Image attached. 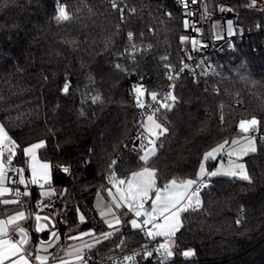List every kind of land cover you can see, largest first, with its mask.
<instances>
[{"label": "trees", "instance_id": "1", "mask_svg": "<svg viewBox=\"0 0 264 264\" xmlns=\"http://www.w3.org/2000/svg\"><path fill=\"white\" fill-rule=\"evenodd\" d=\"M219 1L246 35L224 49L222 75L198 82L189 75L175 80L178 100L166 116L158 115L168 132L154 139L156 155L149 166L156 171L159 189L173 179H195L205 153L240 135V122L252 117L261 122L252 130L257 150L243 159L250 181L210 178L201 192V208L181 213L173 264H264V32L254 31L264 13L244 7L248 0ZM61 3L70 14L68 21L55 18ZM117 3L127 5L124 21L111 0H0V123L18 144L6 170L12 185L25 177L32 195L20 201L33 206L40 195L27 184L23 149L46 142L37 154L51 166L55 193L43 203L46 211L57 212L60 234L71 227L76 208L89 220L97 218L95 195L104 187L102 175L114 153L121 154L116 179L127 180L141 169L143 153L140 148L132 153L130 138L135 119L131 75L154 91L164 84V65L180 59L181 12L174 0ZM131 8L136 12L130 13ZM129 31L142 50L135 60L125 53ZM66 80L68 94L62 92ZM96 96L101 99L93 103ZM64 167L70 171H61ZM6 214V207H0V216ZM49 232L29 228L31 243ZM140 244L141 231L125 216L119 232L89 252L104 258ZM188 250L194 255L182 259L180 254Z\"/></svg>", "mask_w": 264, "mask_h": 264}, {"label": "snow or ice", "instance_id": "2", "mask_svg": "<svg viewBox=\"0 0 264 264\" xmlns=\"http://www.w3.org/2000/svg\"><path fill=\"white\" fill-rule=\"evenodd\" d=\"M193 2H197V0H193ZM111 5L114 11H118L120 13L121 20H126L125 9L127 8V5H125V7H120L117 3V0H111ZM128 11L130 13H135L136 9L131 8L128 9ZM57 12L58 15L55 17L57 20L68 21L70 19V14L63 3L60 4ZM168 15H170V13ZM229 28H231V24H229ZM180 39L181 43H184L186 40H188V37L182 36ZM127 41L130 47L125 48V53H127V56L135 60L136 56L139 55L142 50L137 47L134 39V33L132 31L127 33ZM149 47L151 46L149 45ZM164 59L166 60L167 57ZM188 59L191 60L192 57L189 55ZM181 65L182 67L179 68V71L175 72V75L172 74L173 68L171 65H164L165 68L168 69L167 79L169 81L178 78L180 73L190 68V66L184 60H181ZM116 67L120 68L121 65L117 64ZM197 67H199V65H197ZM201 73L207 75V72L204 69H201ZM193 74L195 75V73ZM174 87L175 86L173 84L169 85L170 89ZM69 88L70 82L66 80L62 88V92L68 94ZM133 91L136 93L135 99L138 108L144 109L146 107V103L143 99L145 93H147L151 101V103L147 104V108L150 110L147 114V122H150L151 124V128L147 129L149 131V137L147 139L148 144L152 145V147L144 151L143 155L139 157V160L143 162L141 170L132 174L133 181H135L136 177H147V179L143 183L137 184L135 186V192H133V182L126 181L125 179H119L118 181L116 180L115 172L111 170L112 165H114L116 162L112 161L109 165L110 182H112L114 186L116 184H128V194H131L133 198L132 200H129L128 195H123L121 199L127 202L128 211L134 213V216L136 217L134 219H130L129 223L131 227L144 232L145 235L151 239H155L156 237H164L165 243L159 244V246L156 248V252H162L165 259L171 258V260H174V252L171 250L170 245H172L173 238L181 228V213L188 212L189 209L196 211L197 207L201 205V191L202 189L209 187V184L204 177H215L222 174L230 177L238 176L240 179L245 181H250L251 177L249 176L243 163L232 164L230 161V168L228 170L221 171V169H217L215 171H206L205 164L201 162L199 166V172L196 174V179L189 178L180 182L182 191L179 195L173 196L171 194H167L169 189L168 185H165L164 192L162 193L161 189L155 187L156 171L149 166L150 158L156 155L155 140L151 137H160L168 132V127L164 123L163 119H158V114L161 118L166 116L168 112L173 110L178 98L171 90L163 95H159L155 91H149L144 87L143 84L137 85ZM100 99L101 98L99 96L94 97L93 103L99 101ZM260 123L261 122L255 117H252L249 120H242L240 122L239 128L242 132L247 133L250 129H255ZM5 141H8L9 143V154L6 157L4 156L2 148ZM228 143L229 142L225 140L218 147H214L211 151L206 152L203 158L204 161L215 160L217 155L222 152L225 145ZM237 143L238 141L236 140L232 141V144ZM17 147V141L12 136H10L9 131L6 130V125L0 123V158H3V162L0 163V197H3L6 193L12 191H15L17 197L16 199H3L0 201V204L4 206L11 204L20 205V207L14 210V214L8 215L6 219H0V264H47L49 257L41 256L39 253L41 249L46 252L48 247L52 245V242L59 238V233L56 230V224L59 223V219L57 218L52 223L49 232V239L41 240L39 244L36 245L35 252L29 251L23 246L28 239V232L17 222L30 218L34 213H29L28 217H26V210L23 208V203L20 201L19 197H29L32 195V193L27 190L25 177L23 175L19 176L18 182L13 180V184H17L16 188L4 187V181L8 179V177L5 175V164L8 166L13 164L12 157L16 155L14 149ZM45 147L46 142L41 140L37 143L31 144L27 148H24L23 151L25 155H31L32 160L35 161L36 150L43 149ZM256 150L254 138H249L248 143L243 148L242 152L243 155H247L249 152L255 153ZM228 155L232 156L233 152L229 151ZM239 158L240 157L238 156V159ZM39 168L44 171L38 173L37 166L35 163L33 164L31 169L32 185H36L40 181H44L45 183L48 181L47 169L49 168V165L47 163H42L39 164ZM19 171L23 172L24 169H20ZM63 171L68 173L70 169L68 167H64ZM45 183H41L40 187L43 188ZM176 184L177 181L173 180L172 186H175ZM19 185H25L23 191L20 190ZM49 188H51V185H49ZM150 191H155L156 196L155 199L152 200L150 209H148L145 208V204L147 203L148 199H151L149 196ZM123 206L124 205L121 204L120 201H117L116 207ZM75 211L79 212L80 210L77 208ZM34 215L36 220L35 231L37 233H42L45 225L40 223L41 216L38 213H35ZM141 217H143V219H140ZM50 219L51 216L49 215L43 216V220L46 222ZM79 219L80 221H84L85 216L80 215ZM161 220L163 223L160 222ZM237 223H239V221H237ZM13 224H15V226L19 229L18 235L21 238L20 242L13 241L8 237L6 228L7 226ZM120 225L121 220L117 217L115 218L114 224L108 222V227L113 229L112 232L104 231L101 232L99 236H96L91 231L81 232L80 237L92 236L93 243H85L75 250V258L78 264H90L92 258L90 255H87L84 252V249L86 248L91 251L95 245L101 244L104 240H107L109 237L114 235L115 232H119ZM68 238L77 239L78 237L70 236ZM121 243L123 242L121 241ZM144 252L147 256H152V251H150L148 248H145ZM180 255L182 259L189 258L194 255V252L191 250L183 251ZM54 259L58 261V264H68V262L63 257H54ZM127 259H131V257H128ZM161 264H164V262L162 261Z\"/></svg>", "mask_w": 264, "mask_h": 264}, {"label": "built area", "instance_id": "3", "mask_svg": "<svg viewBox=\"0 0 264 264\" xmlns=\"http://www.w3.org/2000/svg\"><path fill=\"white\" fill-rule=\"evenodd\" d=\"M174 1L181 12L180 38L184 36L188 37V40L182 43L178 64L171 65L173 68L172 74L175 75V72L179 71V68L182 67L181 60H184L190 66V68L180 73L179 76L189 75L195 82H198L203 78L217 77L222 75V53L226 47H231L234 43L244 39L246 34L243 32L241 26L237 23L233 15L227 13V5L224 2H220L219 0H197V2H193V0ZM243 6L248 9L264 13V0H248V2L243 4ZM229 24H231V28H229ZM254 31L264 32V22L257 25L254 28ZM189 55L192 57L191 60L188 59ZM197 65H199V67H197ZM201 69H204L207 72V75L202 74ZM193 73H195V75ZM167 74L168 69H165L163 72L164 84L158 86L154 90L159 95H163L170 90L173 92L174 88L170 89L169 85H174V82L177 78L169 81L167 79ZM139 84H143L144 87L149 90V85L147 83L138 79L135 74H132L130 78V95L134 102L135 119L130 132V138L133 140V142L137 141L138 144L136 149L140 148L141 151H146L148 148L152 147V145L148 144L147 138L149 137V134L146 131L147 114L150 111L147 108V104L151 103V101L150 97L147 95V93H145L143 99L146 103V107L144 109L137 107L135 99L136 93L133 91V89ZM261 137L263 138V136ZM2 148L4 150L5 146H2ZM120 159V152H116L112 155L106 165L102 175V182L108 186H110L112 183L110 182L109 177V165L112 161L116 162L114 165H112L111 169L115 172V168ZM204 178L206 181L209 179L208 177ZM45 184L47 186L51 185L52 188H55V185L52 183V181H47ZM12 186L13 188H16L17 184H13ZM19 188L21 191L24 190V188ZM27 190L30 191V187H28ZM23 197L24 196H20L19 199H22ZM34 207L37 211L43 210V200L40 198L36 199L34 201ZM200 208L201 205L197 207V209ZM141 233L142 244L130 248H123L104 258H94V256H92L89 251L86 252V254L90 255L92 258L90 264H161L162 261L164 264H173V260H171V258L165 259L162 252H156V248L159 246V244L165 243L164 238L156 237L155 239H151L147 237L144 232ZM145 248H148L150 251H152V256L149 257L145 254ZM170 248L173 251V246ZM128 257H131V259H127ZM183 259L188 260L190 257Z\"/></svg>", "mask_w": 264, "mask_h": 264}, {"label": "crops", "instance_id": "4", "mask_svg": "<svg viewBox=\"0 0 264 264\" xmlns=\"http://www.w3.org/2000/svg\"><path fill=\"white\" fill-rule=\"evenodd\" d=\"M149 128H151V124H150V122H147L146 131L148 132V134H149V131L147 129H149ZM151 138L155 139L156 136H152ZM5 143H6V141L4 142L3 146H5ZM29 146H27V147H29ZM27 147H25V148H27ZM38 150H36V152H35V161H33L32 158H30V160L28 159V173L29 174H28V179H27L28 183L27 184H31V179H32L31 169H32L34 163L37 166V172L38 173L44 171V170L39 168V164L47 163L49 165V168L47 169V173H48V181H51V166L48 162L43 161L38 157V154H37ZM3 152H4L5 157L9 154V152H7V150H6V146H5V149L3 150ZM141 152L144 153V151H141ZM27 158H28V155H27ZM2 162H3V158H0V163H2ZM132 174H131V176H132ZM5 175H6V177H8V179H6L4 181V187L13 188L12 182H11L12 180L8 176V172L6 170V164H5ZM181 181H183V180H181ZM181 181H178L179 186H180ZM41 183H45V182L44 181L39 182L38 184H36L34 186H36V188L38 189V192L40 195L39 198L44 201L45 198L50 197L55 193V188H52V187L49 188V186H47L46 184L43 188H41L40 187ZM103 190H106V187H103L99 191H103ZM96 194H97V192H96ZM95 198H96V195H95ZM3 199H16L15 191L6 193L3 197H0V201H2ZM0 207H6L7 214L5 216H0V219H6L8 215L14 214V210L16 208L20 207V205L11 204L8 206H4V205L0 204ZM23 208L26 210V217H28L29 213H34V214L38 213L41 216L40 223L45 225L42 232L50 230L52 223L58 218L57 212H50V211H46L45 209L41 210V211H37L34 208V205L29 206V207L28 206L24 207V205H23ZM78 209L80 210L79 212L74 210L75 212H74V218L71 222L72 223L71 228L68 231L66 230L63 234H60L58 232L59 238L52 242V245L50 247H48L46 252L43 249H41L39 254L41 256H48L49 257L47 264H58V261L55 260L54 257H63L68 262V264H78V262L76 261V258H75V250L77 248H79L80 246L84 245L85 243H93V237L92 236L80 237L81 232L91 231L96 236H99V234L101 232H104V231L112 232L113 231V229L108 227V223L105 224L104 221L100 217L101 215L113 214V210L111 208H106L103 211H101L100 213L98 212L97 218L90 219V220H89V217L86 216L87 214L84 211H82L80 208H78ZM34 214L30 218L25 219L24 221H18L17 222L20 226L24 227L25 230L28 232V239L24 243L23 246L27 250L32 251V252L36 251V245L39 244V242L41 241V240H39L36 244H32L31 240H30L31 237H30V233H29V228H32L35 231V226H36V220H35ZM121 214H124L125 216H127V215L123 211H121L119 213V219L121 220V223H122L124 216L122 217ZM45 215L51 216V219L47 222L43 220V216H45ZM80 215L85 216L84 221H80V219H79ZM95 222L97 223V226L102 225V227L100 228L101 230L95 229V225H94ZM87 223H89L90 226L82 227ZM111 223L114 224L115 221L111 222ZM64 225L65 224H59V228H60V226H62V228H63ZM56 230H57V228H56ZM6 231L8 232V237L10 239H12L13 241H16V242H20L21 238L18 235L19 229L15 226V224L7 226ZM116 234H117V232L114 233V235H116ZM114 235L109 237L107 240L111 239ZM70 236H76L78 238L77 239H69L68 237H70ZM160 238H164V237H160ZM48 239H49V235L47 238L42 239V240H48ZM104 241H106V240H104ZM98 245H95L92 249L96 248ZM88 251H89L88 249H86V248L84 249L85 253Z\"/></svg>", "mask_w": 264, "mask_h": 264}, {"label": "rangeland", "instance_id": "5", "mask_svg": "<svg viewBox=\"0 0 264 264\" xmlns=\"http://www.w3.org/2000/svg\"><path fill=\"white\" fill-rule=\"evenodd\" d=\"M57 21L61 22L62 20H57ZM252 130L253 129H250L249 132H247V133H244L241 131L242 133L240 135L231 139L229 141V143L227 145H225L222 152L217 155L215 160L204 161V159H203L202 162L205 164V170L206 171H215L217 169H221V171L228 170L230 168V163H229L230 161L232 162V164H237V163H243L244 164L243 159L246 155H243L242 150L247 145L248 139L254 138V142H255V146H256V138H255V135L252 133ZM234 140L238 141V143L232 144V141H234ZM222 143H220V144H222ZM220 144H218L215 147H218ZM5 146H6L7 152H9L8 141H6ZM229 151L233 152L232 156L228 155ZM249 153H251V152H249ZM238 156L240 157L239 159H238ZM30 158H31V155H28L29 160H30ZM140 170H138V171H140ZM135 172H137V171H135ZM198 172H199V169H198ZM218 176H225V175L221 174ZM205 177H207V176H205ZM215 177H217V176H215ZM226 177H230V176H226ZM208 178L210 179V178H214V177H208ZM230 178H233V177H230ZM235 178H239V177L237 176ZM119 179H122V178H118L116 180L118 181ZM146 179H147V177H136L135 181H133L132 176H130L126 181L133 182V192H135V186L137 184L143 183ZM209 179L207 182L210 181ZM173 180L177 181V184L175 186H172ZM173 180H170L166 184L169 186L167 194L177 196L182 191L181 187L178 184V181H181V180H176V179H173ZM183 180H185V179H183ZM103 184H104V187H106V190L97 191L96 198H95L96 212L100 213L101 211H103L106 208H111L113 210V214H106V215L100 216L101 219L104 221V223L107 224L108 222H114L115 218H117V217L119 218V213L121 211L126 213L127 217L129 218V221H130V219L136 218L134 216V213L128 211L127 202H125L121 199V197L123 195H128L129 200H132V198H133L131 194H128V184L127 183H125L124 185L116 184L115 186L113 183H111L110 186L106 185L105 183H103ZM164 188H165V186L160 188L162 193L164 192ZM149 196L151 197V199H148L147 203L145 204V208H148V209H150V207H151L152 200L155 199V196H156L155 191H150ZM117 201H120L121 204H123L124 206L123 207H116ZM63 211H65V209H63ZM121 215H122V217L123 216L125 217L124 214H121ZM140 219H143V217H141ZM160 222L163 223L162 220ZM94 225H95L96 230H101L100 228L102 227V225L97 226L96 222L94 223ZM70 228H68L67 231ZM172 246H173V243H172V245H170V247H172Z\"/></svg>", "mask_w": 264, "mask_h": 264}, {"label": "water", "instance_id": "6", "mask_svg": "<svg viewBox=\"0 0 264 264\" xmlns=\"http://www.w3.org/2000/svg\"><path fill=\"white\" fill-rule=\"evenodd\" d=\"M230 49V47H228ZM137 141H135L133 143V147H132V153H135L136 152V147H137ZM61 171H63V168H61ZM64 172V171H63ZM65 173V172H64ZM60 228H62V226H60Z\"/></svg>", "mask_w": 264, "mask_h": 264}]
</instances>
